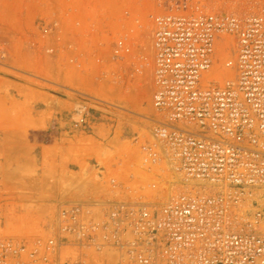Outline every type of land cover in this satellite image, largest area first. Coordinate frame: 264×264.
<instances>
[{"label": "built area", "instance_id": "obj_1", "mask_svg": "<svg viewBox=\"0 0 264 264\" xmlns=\"http://www.w3.org/2000/svg\"><path fill=\"white\" fill-rule=\"evenodd\" d=\"M21 4L37 23L23 29L26 65L33 55L56 67L85 55L99 71L86 90L21 71L72 102L75 127L90 128L91 104H110L101 93L122 84L127 64L135 74L150 66L159 119H150L153 142L108 178L110 197L62 201L47 238L0 237V264H264V12L207 0ZM74 30H100L99 39L77 52ZM148 32L150 61L140 54ZM8 58L0 42V67L12 68Z\"/></svg>", "mask_w": 264, "mask_h": 264}, {"label": "rangeland", "instance_id": "obj_2", "mask_svg": "<svg viewBox=\"0 0 264 264\" xmlns=\"http://www.w3.org/2000/svg\"><path fill=\"white\" fill-rule=\"evenodd\" d=\"M207 4L242 15L264 12V0H207ZM21 9V0H0V42L8 50L6 62L12 67H0V237L17 240L52 235L56 208L62 201L110 197L108 178L119 176L127 159H138L144 140L153 142L154 123L150 119H159L151 106L150 66L145 64L135 74L127 64L122 84L109 88L106 97L101 93L102 100L110 104H91L95 110L88 117L90 128L75 127L78 118L72 112V102L46 93L45 88H58L21 71L81 90L91 87L90 81L99 71L91 74L85 55L66 67L52 66L45 55H33L26 65L22 36L27 30L23 29L31 27L35 33L37 23L35 17H22ZM97 32L100 30H74L77 52L86 53L88 42L99 39ZM150 36L145 34L140 43V54L146 61L151 59ZM56 101L58 112L68 113L73 129L63 130V124L57 123L53 130L37 131L45 127L39 121H50ZM35 102L47 105L45 115H37ZM136 170L127 168L128 172Z\"/></svg>", "mask_w": 264, "mask_h": 264}, {"label": "crops", "instance_id": "obj_3", "mask_svg": "<svg viewBox=\"0 0 264 264\" xmlns=\"http://www.w3.org/2000/svg\"><path fill=\"white\" fill-rule=\"evenodd\" d=\"M53 109H51L53 112H48L51 116L50 121H39V125H44L45 127H39L37 129V131L43 132V131H48V130H53L54 126L58 123L59 126L61 124H63L64 129L63 130H71L73 129L69 122V115L67 112H58L57 108V101L53 104ZM33 108L35 109V111L37 112V115H45L47 113V111L49 110L47 105H45L43 102H35L33 103ZM41 113V114H40ZM57 126V127H59ZM56 129V128H55ZM52 135L56 136L55 133L52 131L51 133ZM40 144V142H38ZM44 144V143H41ZM50 144H53V142H51Z\"/></svg>", "mask_w": 264, "mask_h": 264}, {"label": "bare ground", "instance_id": "obj_4", "mask_svg": "<svg viewBox=\"0 0 264 264\" xmlns=\"http://www.w3.org/2000/svg\"><path fill=\"white\" fill-rule=\"evenodd\" d=\"M235 13V12H234ZM238 14H240V13H238ZM248 14V13H247ZM244 15V14H243ZM146 86V85H145ZM145 86H142V87H145ZM144 89H146V87L144 88ZM143 89V92L144 91H146V90H144ZM154 111V110H153ZM174 172H175V177L177 178V180L179 181L180 180V178H179V173L176 171V170H174ZM260 193L261 194H264V191H260ZM262 204H264V198H261L260 200H259Z\"/></svg>", "mask_w": 264, "mask_h": 264}]
</instances>
